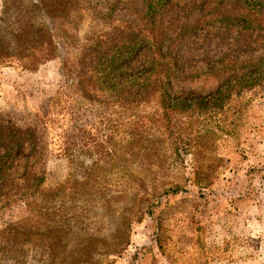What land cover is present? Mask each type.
I'll list each match as a JSON object with an SVG mask.
<instances>
[{"label":"rangeland","instance_id":"rangeland-1","mask_svg":"<svg viewBox=\"0 0 264 264\" xmlns=\"http://www.w3.org/2000/svg\"><path fill=\"white\" fill-rule=\"evenodd\" d=\"M263 6L264 0H0L6 38L24 11L52 19L77 73L66 91L70 133L82 127L93 155L100 145V158L113 161L127 193L106 215V238L68 228L57 263L75 264L91 245L97 259L106 244L127 240L112 264H264ZM63 63L0 67V129L23 130L42 114L65 85ZM110 65L117 75L100 85L94 71ZM151 65L171 69V104L181 109L172 123L156 85L137 86ZM221 90L246 98H238L225 123L216 117ZM96 157L82 158L89 165ZM67 173L64 160H50L43 189L56 190ZM176 187L184 192L164 196ZM13 190L0 188V264H39L11 245L9 227L29 216ZM139 194L154 198L157 220L146 214L129 222L127 209Z\"/></svg>","mask_w":264,"mask_h":264},{"label":"trees","instance_id":"trees-1","mask_svg":"<svg viewBox=\"0 0 264 264\" xmlns=\"http://www.w3.org/2000/svg\"><path fill=\"white\" fill-rule=\"evenodd\" d=\"M24 12L14 18L12 38H6L0 32V67L18 63L17 67L22 70H35L42 63L62 58L61 74L65 77V85L49 101L42 114H35L31 117L32 122L24 124L27 128L9 131L0 129V188L12 184L13 191L18 189L29 213V216L13 223L8 229V233L13 236L11 245L16 248L15 251L20 254L23 252V257L33 254L34 263L60 264L55 261V255L67 240V229L78 227L99 238L105 237L106 233L101 229L107 225L104 222L106 215L121 205L127 193L124 185L113 176V161L100 158V145L97 143L93 146V155L84 141L82 127L75 135L70 133L68 124L71 109L66 91L68 82L74 81L77 73L68 64L69 58L65 55L68 53L53 31L52 19H42L28 11ZM134 52L131 51L130 56ZM110 66L94 71V76L101 75L100 85L106 86L115 79L117 67ZM121 69L124 70V67ZM170 77V68L158 71L155 65H151L145 72V81L138 82L137 86H157H154V90L159 93L164 116L172 123L173 117L181 113V109L171 104L174 93ZM223 92H218L220 111L216 117L221 114L218 119L225 123L224 116L234 110L238 98H245L242 96L245 93H237L232 97L224 96ZM194 118L191 117L189 121L193 122ZM83 156L97 157L91 158L92 163L88 165L83 161ZM52 159L67 163L68 176L56 190L43 189L46 167ZM21 173L22 176L17 178L16 175ZM198 182L200 185V180ZM180 192H184L180 187L171 188L165 191L164 196ZM156 207L154 198L140 195L127 209L131 212L129 222H140L146 214L157 220L154 213ZM127 245V240L106 244L97 259L91 256V245L75 264H112L110 258L120 254ZM11 253L13 251H4V256L8 257Z\"/></svg>","mask_w":264,"mask_h":264}]
</instances>
